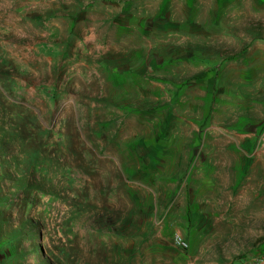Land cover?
<instances>
[{
    "label": "rangeland",
    "instance_id": "1",
    "mask_svg": "<svg viewBox=\"0 0 264 264\" xmlns=\"http://www.w3.org/2000/svg\"><path fill=\"white\" fill-rule=\"evenodd\" d=\"M263 84L264 0H0V264H264L188 174Z\"/></svg>",
    "mask_w": 264,
    "mask_h": 264
},
{
    "label": "crops",
    "instance_id": "2",
    "mask_svg": "<svg viewBox=\"0 0 264 264\" xmlns=\"http://www.w3.org/2000/svg\"><path fill=\"white\" fill-rule=\"evenodd\" d=\"M214 81L225 86L234 84L229 76L214 78ZM244 82L248 85L249 81ZM258 91L263 92L256 101L249 91L242 90L236 95L227 87L215 94L208 110L210 115L214 113L215 119L217 115L224 116V123L217 125L214 120L208 136L205 138L204 134L192 146L198 150L197 155L204 150L206 156L199 168L193 165L188 171V174L197 171L194 173L200 175L198 180H193L200 182L193 183V188L202 190L195 197L203 199L208 212L214 214L209 227L230 229L232 243L247 244L250 229H264L259 224L264 223V84ZM235 97H240L241 102L234 101ZM254 110L259 122L255 127L250 120ZM238 115L240 124H235L238 120L232 123V118ZM229 213L247 214V222L227 220L226 216L221 221V216Z\"/></svg>",
    "mask_w": 264,
    "mask_h": 264
},
{
    "label": "built area",
    "instance_id": "3",
    "mask_svg": "<svg viewBox=\"0 0 264 264\" xmlns=\"http://www.w3.org/2000/svg\"><path fill=\"white\" fill-rule=\"evenodd\" d=\"M177 241L179 244L186 245V243L181 238H178Z\"/></svg>",
    "mask_w": 264,
    "mask_h": 264
}]
</instances>
